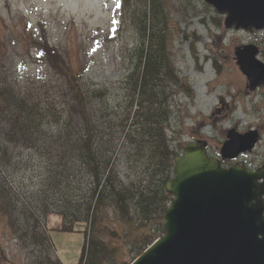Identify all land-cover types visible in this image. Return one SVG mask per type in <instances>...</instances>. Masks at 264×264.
Segmentation results:
<instances>
[{"label": "trees", "instance_id": "16d2710c", "mask_svg": "<svg viewBox=\"0 0 264 264\" xmlns=\"http://www.w3.org/2000/svg\"><path fill=\"white\" fill-rule=\"evenodd\" d=\"M117 1L115 26L128 15L140 39L129 55L131 70L118 83L123 108L119 91L85 81L55 51L49 62L64 80L53 94L47 83L37 88L46 96L44 108L22 87L0 84V217L25 248L39 251L33 264H61L52 257L51 215L61 218L60 231L84 235L78 264H118L108 262L115 250L95 238L115 237L108 210L135 229L134 215L139 223L159 221L172 201L165 184L178 154L165 133L164 82L176 79L167 54L168 16L162 0ZM12 169L21 175H10ZM154 237L147 234L137 256Z\"/></svg>", "mask_w": 264, "mask_h": 264}, {"label": "rangeland", "instance_id": "374dc122", "mask_svg": "<svg viewBox=\"0 0 264 264\" xmlns=\"http://www.w3.org/2000/svg\"><path fill=\"white\" fill-rule=\"evenodd\" d=\"M162 3L169 24L167 54L176 75L175 80L164 82L170 111L165 133L175 154L182 155L186 144L197 141L209 143L208 152L217 154L230 128L243 133L251 129L260 139L254 151L225 165L242 162L250 171L262 168L264 86L248 89L234 52L243 46H258L257 60L264 63V34L225 29L224 19L203 1ZM117 7V0H0V84L22 87L25 96L39 98L44 108L46 96L37 88L47 83L53 94L55 87L62 89L64 80L49 62L55 51L73 73H82L85 81L111 88L114 95L119 91L117 104L123 108L125 92L118 83L131 70L129 55L140 39L128 15L120 17L115 26ZM115 100L111 97L114 105ZM4 109L1 102L0 112ZM0 122L4 123L3 118ZM15 169L10 175L20 176ZM108 212V227L115 237L109 233L95 237L115 250L108 262L129 264L147 234L156 239L162 236L160 220L139 223L136 214L133 229L114 211ZM49 236L54 246L52 257L61 264H78L85 247L83 234L58 230ZM22 241L0 217V264H33L32 257H38L39 251L25 248Z\"/></svg>", "mask_w": 264, "mask_h": 264}, {"label": "water", "instance_id": "95a60500", "mask_svg": "<svg viewBox=\"0 0 264 264\" xmlns=\"http://www.w3.org/2000/svg\"><path fill=\"white\" fill-rule=\"evenodd\" d=\"M224 18L227 30L264 32V0H199ZM255 46L234 52L249 90L264 86ZM254 130H229L220 159L207 143L186 144L165 190L172 198L160 218L164 234L130 264H264V166L250 171L232 161L259 142Z\"/></svg>", "mask_w": 264, "mask_h": 264}, {"label": "crops", "instance_id": "0c3cea01", "mask_svg": "<svg viewBox=\"0 0 264 264\" xmlns=\"http://www.w3.org/2000/svg\"><path fill=\"white\" fill-rule=\"evenodd\" d=\"M46 225H47L48 232L50 231V233H51V232L58 231V230H60L61 225H62L61 224V218H59L58 216H55V215H51L47 219Z\"/></svg>", "mask_w": 264, "mask_h": 264}, {"label": "flooded vegetation", "instance_id": "af4514ba", "mask_svg": "<svg viewBox=\"0 0 264 264\" xmlns=\"http://www.w3.org/2000/svg\"><path fill=\"white\" fill-rule=\"evenodd\" d=\"M240 32H241V31H240ZM243 33H245V32H243ZM246 33H247V32H246ZM246 33H245V34H246ZM257 33H263V34H264V32H257ZM248 34L253 35V34H255V33H248ZM252 46H253V45H252ZM256 48L259 49L258 46H257ZM263 50H264V49H263ZM242 77H243V75H242ZM244 80H245V79H244ZM246 82H247V81H246ZM246 85H247V83H246ZM230 129H234V128H230ZM235 130L237 131L238 134H245V133L250 132L251 129H250L249 131H247V132H244V133H243V132H239L238 129H236V128H235ZM227 133H228V132H227ZM226 137H227V134H226ZM226 137H225V140H224L225 142H226ZM225 142H224V143H225ZM209 148H210V145H209V143H208L207 151H206V152H208V151L210 150ZM216 152H217V154H213V155H212V154H210L209 152H208V154H209V156H219V155H221L220 149H219L218 151H216ZM222 163H223V165L225 166V164H226L227 162H222Z\"/></svg>", "mask_w": 264, "mask_h": 264}, {"label": "bare ground", "instance_id": "6f19581e", "mask_svg": "<svg viewBox=\"0 0 264 264\" xmlns=\"http://www.w3.org/2000/svg\"><path fill=\"white\" fill-rule=\"evenodd\" d=\"M180 156V155H179Z\"/></svg>", "mask_w": 264, "mask_h": 264}]
</instances>
